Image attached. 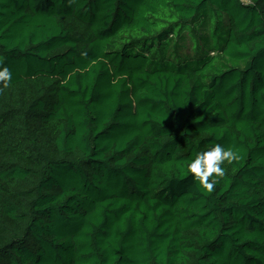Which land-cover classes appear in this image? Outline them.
I'll list each match as a JSON object with an SVG mask.
<instances>
[{"label": "trees", "instance_id": "1", "mask_svg": "<svg viewBox=\"0 0 264 264\" xmlns=\"http://www.w3.org/2000/svg\"><path fill=\"white\" fill-rule=\"evenodd\" d=\"M3 67L0 264H264V0H0Z\"/></svg>", "mask_w": 264, "mask_h": 264}, {"label": "clouds", "instance_id": "2", "mask_svg": "<svg viewBox=\"0 0 264 264\" xmlns=\"http://www.w3.org/2000/svg\"><path fill=\"white\" fill-rule=\"evenodd\" d=\"M12 79V74L7 67L0 68V81L7 87ZM239 155L232 148H225L217 143L214 147L206 151H198L194 159L186 164L188 171L193 175V179L211 192L214 185L218 182L217 178L225 175V169L221 166L225 161L231 164L239 160ZM212 178V179H210Z\"/></svg>", "mask_w": 264, "mask_h": 264}]
</instances>
